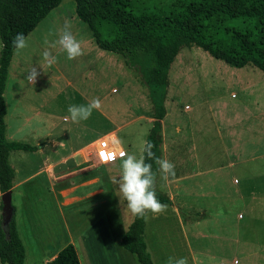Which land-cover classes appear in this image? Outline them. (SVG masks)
<instances>
[{
	"label": "rangeland",
	"instance_id": "obj_1",
	"mask_svg": "<svg viewBox=\"0 0 264 264\" xmlns=\"http://www.w3.org/2000/svg\"><path fill=\"white\" fill-rule=\"evenodd\" d=\"M172 1L144 0L142 5L160 9ZM66 20L81 41L84 55L69 61L59 49H49L57 63L41 69L29 91L33 107L28 110L37 117L18 128L21 120L14 121L9 115L8 138L40 146L49 130H53V137L62 139L66 125H70L74 144L109 137L115 146L139 157L153 122L148 88L122 55L92 47L91 30L77 16L75 0H63L27 36L28 47L13 56L11 65L17 60L24 65L22 87L30 90L26 75L41 60L44 38L57 39ZM227 24L255 26L254 21L243 18ZM108 57H119L124 70L118 59ZM169 81L161 158L175 165L176 175L167 183L158 176L156 187L172 199V204L166 205L162 214L146 216V240L154 263L165 264L169 256H175L187 257L189 264H264V113L255 117L244 113L245 108H257L254 101L264 104V73L254 65L233 67L198 46L187 45L173 62ZM17 83V79L10 81V113L17 102ZM95 98L100 99L102 110L108 114H100V124L98 111L80 123L63 120L69 105L86 104ZM140 100H145V109L139 107ZM50 104L60 124L54 129L41 121L50 111ZM138 112L144 114L132 120ZM112 123L120 125L113 127ZM192 143L200 157L198 168L208 171L193 175ZM94 144L81 151L84 159L70 170L71 198L86 192V185H95L104 190L101 203L116 198L117 209L114 205L104 208L100 203L89 204L91 199L61 207L49 192L45 176L32 180L23 187L27 189L24 195L18 191L13 194L16 220L27 250L25 264H44L50 254L69 243L75 245L82 264H103L104 256L108 260L105 264H140L136 255L122 245L125 225L128 228L134 217L123 215V205L115 194L118 186L112 183L114 177H119L120 160L98 164ZM44 153L53 156L47 149ZM43 156L15 150L11 157L21 174L22 169L39 166ZM1 204L2 199L0 218Z\"/></svg>",
	"mask_w": 264,
	"mask_h": 264
},
{
	"label": "trees",
	"instance_id": "obj_2",
	"mask_svg": "<svg viewBox=\"0 0 264 264\" xmlns=\"http://www.w3.org/2000/svg\"><path fill=\"white\" fill-rule=\"evenodd\" d=\"M62 1L0 0L1 193L14 187L16 173L11 152L38 149L37 145L10 140L7 136L5 90L13 58L12 39L18 33L27 37ZM75 1L77 16L89 26L98 46L122 55L125 64L137 71L147 86L154 113L146 142H152L157 157L161 158L170 69L184 46H198L233 67L254 65L264 73V0H173L160 9L142 5L144 0ZM237 18L252 20L255 26H228L229 20ZM147 162L156 169L153 161ZM156 193L162 204H172V199L157 187ZM145 229L146 217H134L122 245L136 255L140 264H155L148 250ZM26 257L14 206L9 224L4 225L0 218V261L25 264ZM45 264L82 263L75 245L69 243Z\"/></svg>",
	"mask_w": 264,
	"mask_h": 264
},
{
	"label": "crops",
	"instance_id": "obj_3",
	"mask_svg": "<svg viewBox=\"0 0 264 264\" xmlns=\"http://www.w3.org/2000/svg\"><path fill=\"white\" fill-rule=\"evenodd\" d=\"M90 33H91L93 39L95 40V38L92 34V31H90ZM93 39L90 37L89 41H90V44H92V47L94 48V46L96 47V46H98V44L95 43L96 45H94ZM106 51H109V50H106ZM110 52H112V51H110ZM13 56H14V54H13ZM108 58H110L112 60L116 59V61L118 59L119 61H117V62H120V60H121L119 57H117V58L108 57ZM12 60H13V58H12ZM12 60H11V62H12ZM120 63H122V62H120ZM122 65H123V63H122ZM23 66L24 65H23L22 60H17L13 65L10 64L8 81H7V86H6V90H5V98H6V103H7V99H8L7 95H8V92L10 91V81H15L17 79L18 83L16 85V88H14V91H17V100H16L17 102L15 103V105L13 103V105H14L13 109H15L16 111L13 110V112L10 113V110H9V107L7 104L8 112L6 115V122L8 121L7 118L9 117V115H13L12 118L14 121H16V119L21 120V124L17 125L18 128H22V126L24 127L26 124H28L32 120H35V118L37 117V113L35 116L34 112L32 110H28V109L33 107V105L31 104L32 96L29 93V91H31V89L34 88V86H33V84L29 83L27 81V79H25L27 82V86L29 85L30 90L25 89L24 87H22L23 86L22 82H20L23 79V72L25 71ZM122 68L124 70V65L122 66ZM10 74H11V80H10ZM58 77H60V76H58ZM13 78H15V79L13 80ZM130 79H131V83L135 85L136 82L132 78H130ZM65 82L68 85L69 82H67V81H65ZM243 84H244V88L248 89V87H246L247 83L243 82ZM116 90H117V88L115 86L113 88V91L116 92ZM139 90H141V89H139ZM141 91L144 92L143 90H141ZM244 91H246V90H244ZM233 95H235V94H233ZM50 102H52V104H53L52 100H50ZM144 102H145V100H143V101L140 100L139 102H137L141 109H145L144 108L145 107ZM52 104L47 105V108H50V111L49 112L46 111L47 116L44 114L41 121L46 122V124L49 126V128L54 129V128H57L60 124L58 123V115L55 113L54 105H52ZM254 104L257 106V108H252V109H250V108L246 109L245 108V110H244L245 115H247L249 117H255L257 114L260 115V114L264 113V104H262L260 101H257V102L254 101ZM44 107L46 108V106H44ZM152 109H153V105L151 104V110ZM38 112H41V109H39ZM98 112H99V116H98L99 122L98 123L100 124V114L103 113L106 117L108 116V114L105 111H103L102 108L100 110H98ZM153 113H154V109H153V112L151 111V115ZM136 114H137V116L135 118H133L132 120L139 118L144 113L138 112ZM65 116H67V115H64V118H65ZM166 117H167V115H166ZM63 120H65V119H63ZM164 121H165V119L163 120V122ZM67 122H70V121H67ZM125 123H128V122H125ZM118 125H120V124L119 123L118 124L112 123L113 127H117ZM66 126H67V130H64V133H62V139H61V137L60 138L53 137V130H51V131L49 130L45 134V137L43 138L45 140H42L43 142L41 141L40 146L37 145L38 149L35 151H31V153H37V155L44 154V156L42 158L43 161L40 162L39 166H37L34 170H27V169L23 170L22 169L20 171L21 174H19L18 173L19 168L13 164L12 157H11L13 152H11L10 160H11V163H12V165L15 169V173H16L12 194H14L15 191H18L20 196L24 195V192L27 191V189H23V187L26 186L27 183H29L32 180L43 175L46 178L45 184H46L47 188H49V192H51V194L55 195V198H56V200H58L61 207L70 206L72 204V202H75V201H79V200L85 201L86 199H91L90 202H88L89 204L96 205V204L100 203L103 207L107 204H108L107 207L109 205H114L115 208L117 209V200L114 196L113 197L115 199L110 198L107 203H103V204L101 203V201H102L101 198L104 195L103 194L104 190L100 189V188L96 189L95 185L94 186L89 185L88 187L86 185V187H85V189H87L86 192H83L81 195L71 198V194L69 191L70 188H69V184H68V180H69V176H70V170L77 167V164L81 163L82 160L84 159V156L81 154V151L84 148H86L90 143H93L96 140L89 141V142L82 140V141L74 144L72 135H71V133H69V126L70 125H66ZM7 127H8V122H7ZM62 127H64V124H62ZM113 129H115V128H113ZM162 130H163V123H162ZM49 147H50V149H49ZM46 149L49 150L51 153H53V156L46 155L44 153V151ZM195 150H196V146H195V144H193V146L191 147V152H190V161L193 163L194 171H195V172H193V175L204 172V171H208V170H201L200 168H198V167H200V165H199L200 164L199 163L200 157H199V154H197V152ZM26 152H30V151H26ZM69 163H71V164L69 165ZM98 164H101V163L98 162ZM204 169H205V167H204ZM1 195H2V193L0 191V200H1ZM16 211H17V208H16ZM17 224H18L20 235L22 237L19 223L17 222ZM146 226H147V220H146ZM22 239H24V238H22ZM145 239H146V229H145ZM70 241L74 242L75 240L72 238ZM146 242H147V240H146ZM66 245H68V244H66ZM66 245L62 246L61 248H59L58 250H56L55 252L50 254V256H48L46 258L45 263L48 261H52L57 256L59 251L61 249H63ZM147 246H148V244H147ZM105 262L108 263V260L104 256L103 264H105ZM235 262H237V260H235Z\"/></svg>",
	"mask_w": 264,
	"mask_h": 264
},
{
	"label": "clouds",
	"instance_id": "obj_4",
	"mask_svg": "<svg viewBox=\"0 0 264 264\" xmlns=\"http://www.w3.org/2000/svg\"><path fill=\"white\" fill-rule=\"evenodd\" d=\"M52 35V34H50ZM45 50L41 54V60L38 64L31 67L28 71L26 79L29 83L35 84L41 75V69L51 67L57 63V57L49 49H59L66 54L69 61L75 60L82 55L81 41H79L72 32V24L65 21L63 28L58 34V38L50 41L46 36L44 38ZM28 47V37L23 33H18L12 39L13 54L19 56ZM101 109V101L99 98L92 99L86 104H72L67 108L68 115L65 121L72 123H80L87 121L93 114V111ZM154 145L152 142H145L141 149L142 154L137 157L125 151L117 154L101 155V159L105 163L120 160L119 177H114L112 183L118 186L115 194L120 198L123 205V215L131 214L132 217L143 219L147 214L159 215L166 211L167 206L157 199L156 181L157 176L167 183L176 175L175 165L166 158L155 156L153 152ZM147 161H153L157 166L153 170V164ZM126 202V204H125ZM125 229L126 225H125ZM165 264H189L187 257L169 256Z\"/></svg>",
	"mask_w": 264,
	"mask_h": 264
},
{
	"label": "built area",
	"instance_id": "obj_5",
	"mask_svg": "<svg viewBox=\"0 0 264 264\" xmlns=\"http://www.w3.org/2000/svg\"><path fill=\"white\" fill-rule=\"evenodd\" d=\"M95 151L97 153V157H98V160L101 164H108V163H105L102 159H101V155L103 154L104 156H107L109 154H117L120 152V151H125V148L118 145V146H115L113 141L111 140V138L109 137H101L99 138L98 140L95 141ZM110 163V162H109Z\"/></svg>",
	"mask_w": 264,
	"mask_h": 264
},
{
	"label": "water",
	"instance_id": "obj_6",
	"mask_svg": "<svg viewBox=\"0 0 264 264\" xmlns=\"http://www.w3.org/2000/svg\"><path fill=\"white\" fill-rule=\"evenodd\" d=\"M2 221L4 225L10 223L13 215H14V206H13V194L12 190L2 193Z\"/></svg>",
	"mask_w": 264,
	"mask_h": 264
},
{
	"label": "snow or ice",
	"instance_id": "obj_7",
	"mask_svg": "<svg viewBox=\"0 0 264 264\" xmlns=\"http://www.w3.org/2000/svg\"><path fill=\"white\" fill-rule=\"evenodd\" d=\"M103 155V154H102Z\"/></svg>",
	"mask_w": 264,
	"mask_h": 264
}]
</instances>
